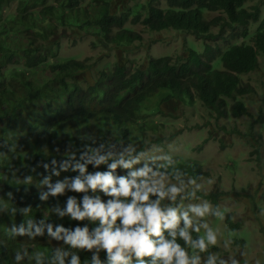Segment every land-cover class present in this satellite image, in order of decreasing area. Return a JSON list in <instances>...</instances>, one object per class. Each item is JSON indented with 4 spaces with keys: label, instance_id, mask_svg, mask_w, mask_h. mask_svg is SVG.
Returning a JSON list of instances; mask_svg holds the SVG:
<instances>
[{
    "label": "trees",
    "instance_id": "trees-1",
    "mask_svg": "<svg viewBox=\"0 0 264 264\" xmlns=\"http://www.w3.org/2000/svg\"><path fill=\"white\" fill-rule=\"evenodd\" d=\"M167 3L163 8L155 0H0V200L10 205L0 210V264H16V251L24 249L29 254L43 252L42 264H53L56 249L70 253L65 264L71 253L79 255L81 264H92L95 249L71 248L63 240L51 237L46 228L43 235L34 238L10 232L13 226L27 227L29 219L35 224L44 219L45 224L51 223L54 228L63 225L70 230L84 225L91 230L95 226L87 219L61 217L54 211L63 209L69 196L79 202L85 195L83 192L66 190L63 194L49 195L47 200L40 199L41 192L47 191V185L42 183L45 177L55 183L79 174L71 169L53 174L51 160L66 158L67 151L75 152L77 159L86 150L85 145L104 144L105 150L108 145H115V151L131 145L135 153L144 152L190 128L188 112L193 110L204 120L194 127L207 133L203 143L217 141L219 165L233 171L232 167L237 165L231 161L225 136L214 130L215 125L222 118L237 121L242 117L246 118L245 129L237 125L231 132L246 137L247 146L262 136L256 130L264 127V90L256 112L244 100L245 95L258 93L256 85L264 86L262 6L249 4L248 0H167ZM207 11L219 15L206 20ZM253 22L258 23L254 26ZM137 23L144 24L147 30L193 34L204 45L198 44L200 50L187 46L185 56L181 52L159 57L150 54L139 63L127 54L138 50L136 42L142 40L131 26ZM215 27L221 31L226 27L241 30L237 35L242 39L235 38L220 53L219 46L208 42L218 37L210 32ZM97 49L107 52L121 49L123 54L117 59L114 52L96 57L91 51ZM253 73L258 78L255 85L245 80L246 74L252 77ZM181 118L185 125L179 126ZM82 134L91 139H80ZM249 153L248 159H253L252 154L256 153L254 161L260 169L263 157L259 148ZM172 161L162 171L179 170L186 184L190 179L195 181L186 191L195 189L196 195L162 203L183 206L192 198L209 200L214 206L208 227L216 232L224 221L225 227L220 228L222 236L233 245L245 247L249 234L242 233L245 230L240 229V221L234 219L228 206L219 205L230 191L215 186V190L205 193L201 185L196 188L197 181L212 171L204 167L203 161L184 156ZM45 163L49 164L47 169ZM87 170L108 169L105 164L98 167L88 164ZM127 171L116 169L119 175ZM29 176L31 183L25 184L24 178ZM87 194L100 195L105 201L110 198L100 190H89ZM25 206L30 208L27 215L20 211ZM12 207L17 209L14 213ZM253 207L257 211L261 208ZM215 211L222 212L223 218L215 215ZM204 231L201 228L199 233L191 234L195 239ZM177 241L184 246L179 237ZM188 251L192 254L194 250ZM221 251L217 241L203 253L195 250V254L201 257L200 264L209 255L220 264ZM99 258L106 262L105 250L99 252ZM243 262L236 257V264ZM20 264L36 261L25 257Z\"/></svg>",
    "mask_w": 264,
    "mask_h": 264
},
{
    "label": "clouds",
    "instance_id": "clouds-1",
    "mask_svg": "<svg viewBox=\"0 0 264 264\" xmlns=\"http://www.w3.org/2000/svg\"><path fill=\"white\" fill-rule=\"evenodd\" d=\"M155 4L163 8L168 5L167 0H155ZM216 15H219V12L207 11L204 18L211 20ZM225 31L229 33H224ZM210 32L218 34V37L208 42L219 46L221 53L235 41V38L239 39L237 33L241 30L226 27L221 31L219 27H215ZM190 35L197 39L193 34ZM80 139L91 137L82 134ZM84 147L86 150L79 153L78 159L75 152L67 151L66 158L60 161L55 158L51 160L50 163L54 166L53 174L59 175L60 170L68 169L78 170L79 174L55 183L45 177L42 183L47 185V191L41 192L40 199L47 200L49 195L63 194L66 190L83 192L85 195L79 202L76 197L69 196L65 207L56 208L54 211L61 217L68 215L75 220L87 219L95 226L91 230L88 225L70 230L63 225L54 228L51 223L45 224L44 219H41L39 224L29 219L27 227L23 224L19 227L13 226L10 229L11 234H26L34 238L43 235L46 228L51 237L63 240L71 248L95 249L91 258L92 264H200L201 257L195 254V250L203 253L209 246L215 245L217 234L206 222H194L193 217H205L213 212L212 206L208 202L189 204L186 208L181 204L172 206L162 203L165 200L175 202L178 198L183 201L188 197H195V189L186 191L187 184H195V181L190 179L186 184L179 170H173L171 173L162 171L173 163L170 156L135 153L131 145L121 151H115V145H108L107 150L104 144L98 147L90 145ZM157 161L163 162L156 163ZM57 164L58 167H55ZM88 164H92L93 167L105 164L108 170L88 172ZM136 165L141 166L135 167ZM43 166L47 169L49 164L45 163ZM117 168L128 171L125 175H119L116 173ZM170 176L177 182L170 183ZM24 183H31V177H25ZM199 187L196 185V188ZM89 190L92 192L100 190L110 198L105 201L100 195H89L87 194ZM8 195L11 196L10 193ZM248 195L250 197L249 192ZM8 207L10 205L6 201L0 200V210ZM16 210L14 207L11 208L13 213ZM20 211L27 215L30 208L25 206ZM215 215L223 218L220 211H215ZM201 228H204V234L194 239L191 233H199ZM177 237L184 241V246L178 243ZM188 249L194 250L193 253L190 254ZM101 250L106 251V262L99 258ZM69 255L66 250L56 249L53 264H65V257ZM43 256L44 253L41 251L29 254L27 249L17 250L14 261L20 264L28 257L29 261L35 259L36 264H42ZM145 257L148 259H144ZM67 264H81L79 255L71 253ZM204 264H216V257L209 255ZM220 264L225 262L221 260ZM232 264L236 262L233 260Z\"/></svg>",
    "mask_w": 264,
    "mask_h": 264
},
{
    "label": "rangeland",
    "instance_id": "rangeland-1",
    "mask_svg": "<svg viewBox=\"0 0 264 264\" xmlns=\"http://www.w3.org/2000/svg\"><path fill=\"white\" fill-rule=\"evenodd\" d=\"M259 3L262 5V18L264 17V0H249V4ZM258 22H253L254 26ZM134 30L138 31L142 40L136 42L138 50L133 52H127L130 58L135 59L136 62L142 63V60H146V56L152 55L153 57H159L162 55H170L171 53L181 52L182 56L186 55V47L194 46V48L200 50V45H204L202 40L195 39L192 35H186L183 33H177L175 31H153L145 29L144 24H133L131 25ZM256 28V27H255ZM229 33V32H224ZM239 33V32H238ZM239 40L242 37L239 35ZM83 46V44H81ZM68 44H66L65 50ZM85 52L88 50L85 48ZM114 52V58L117 59L121 52V49H114V51H102L101 49L93 50V54L98 57V54H107ZM66 54L69 51L65 52ZM104 61H102L103 63ZM101 63V64H102ZM258 78L256 74L253 73L252 77L249 74L245 75L246 82L256 84L255 80ZM259 83V82H257ZM258 89L257 94L251 93L250 95H245L244 100L252 108L253 112L257 111L258 104L261 103V98L264 90L262 84L255 86ZM188 125L190 128L186 129L179 135H177L172 140H165L161 145H154L148 148L143 153H148L157 156H170L172 159L177 156H184L187 158H196L204 162V167L211 169V173L204 179L197 181V184L202 186V192L209 193L216 188L230 191L226 198L220 200L219 205L228 206L229 209L234 212V219L240 221V229L242 233H248V241L245 247L240 245H233L226 237L222 236L220 231L221 227H225L224 221L219 223V229L216 230L217 241L222 249L220 254V260H223L225 264H232L234 260L236 262V257L242 259L243 264H261L264 260V127L257 128L256 132H261L262 136L258 141H252L251 145H246L247 138L239 136L236 132H231V130L238 125L239 129H245L246 118H242L235 121L232 118H222L219 125H215V131L225 136L227 140L228 148L230 149L231 156L233 159L232 163L236 167H232L233 171L229 170L227 167L219 165L221 158L219 157V145L217 141H209L203 143V138L207 133H202L197 130L195 124L197 122H204L193 110L188 112ZM184 118L178 120V124L185 125ZM221 126H225L223 129ZM206 128V127H204ZM203 128V129H204ZM202 129V130H203ZM206 132V131H203ZM205 135V136H204ZM258 147L260 150V156H262V165L259 169L257 162L254 161L256 158V153L252 154L253 159L250 158V151ZM141 165H136L139 167ZM220 174V176H219ZM170 183H176L172 179H169ZM258 186V187H257ZM193 185H188L186 189H191ZM257 187V189H255ZM250 193V197L248 195ZM208 202L212 208L213 203L209 200L201 198H192L187 200L186 204L183 205L184 208L189 204ZM179 204V203H177ZM253 205L260 206L261 208L257 211ZM191 215V213H190ZM194 222H206L209 226V221L211 220V214L205 217H193ZM183 223V222H181ZM226 239L227 241H225Z\"/></svg>",
    "mask_w": 264,
    "mask_h": 264
}]
</instances>
